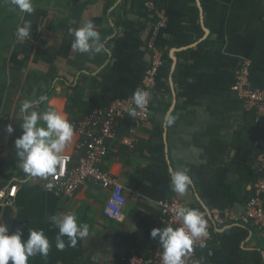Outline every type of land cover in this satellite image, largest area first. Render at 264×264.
Listing matches in <instances>:
<instances>
[{"label":"crops","instance_id":"1","mask_svg":"<svg viewBox=\"0 0 264 264\" xmlns=\"http://www.w3.org/2000/svg\"><path fill=\"white\" fill-rule=\"evenodd\" d=\"M2 1L14 7L12 0ZM148 3L165 18L156 33ZM33 6L32 14L19 13L13 39L7 40L10 32L0 26V223L9 233L24 187L37 188L46 207L52 203L43 196L46 180L29 177L18 165L14 140L21 134V103L44 96L40 110L66 114L75 87L81 88L83 103L96 107L131 98L149 65L151 40L170 64L165 60L158 71L149 119L135 126L130 116L123 118L103 162L125 189L123 222L103 217L109 192L90 183L58 202L57 213L71 210L88 225L80 264H117L127 256L152 261L161 247L150 231L167 226L160 217L162 201L175 199L205 214L241 215L261 175L264 130L232 87L240 63L248 60L252 85L264 90V0H33ZM4 17L0 14V21ZM89 20L103 50L72 51L68 29ZM24 21L31 22L30 39L18 40ZM159 102H169L172 124L157 112ZM8 124L12 134L5 131ZM133 133L137 146L130 150L122 140ZM79 141L74 133L62 155L75 156ZM169 166L187 169L192 185L184 195L171 190ZM205 244L194 264H264L260 227L227 221L214 227Z\"/></svg>","mask_w":264,"mask_h":264},{"label":"clouds","instance_id":"2","mask_svg":"<svg viewBox=\"0 0 264 264\" xmlns=\"http://www.w3.org/2000/svg\"><path fill=\"white\" fill-rule=\"evenodd\" d=\"M14 6L21 12L32 14L35 9L33 0H12ZM31 22L24 21L17 28V39H30ZM68 34L73 38L71 49L79 53H100L104 45L100 43L101 36L93 21L89 20L78 28H69ZM93 45L95 47L93 48ZM46 99L40 96L26 99L20 105L22 120L19 123L21 134L14 140L15 155L20 169L29 177H49L57 179V168L66 157L62 156L66 146L74 136V126L66 114L52 107L40 110L37 106ZM149 93L137 88L131 97L132 104L127 108L128 115L134 117L137 109H146L149 103ZM175 117L171 112L165 113L164 121L172 124ZM5 131L12 134L15 129L11 124L5 126ZM171 190L184 195L192 185V179L187 169H176L169 166ZM45 187L52 189L54 184L49 181ZM175 219L179 226L171 224L162 228H152L150 237L157 240L161 249V264H185V257L192 253L193 244L200 240L199 246H206L204 239L208 236L207 221L198 208L177 206L174 209ZM58 229L55 237L56 248L63 250L68 238V245L75 247L78 239L88 234V225L78 222L74 212L53 214L48 218ZM23 232L16 229L9 234L6 224L0 223V264H28V259L37 254L46 256L50 250V241L43 230L29 229L26 239Z\"/></svg>","mask_w":264,"mask_h":264},{"label":"built area","instance_id":"3","mask_svg":"<svg viewBox=\"0 0 264 264\" xmlns=\"http://www.w3.org/2000/svg\"><path fill=\"white\" fill-rule=\"evenodd\" d=\"M150 11H153L155 22L153 32L156 33L165 24L163 12L148 3ZM146 49L150 55V62L145 70L140 83V89L149 93L150 99L146 109H137V114L131 117L135 126L146 122L150 114V102L156 86V77L160 68L164 65L161 51L156 46L154 40L147 43ZM232 90L237 94L246 110L255 113V123L258 128L264 130V90L254 87L251 82V62L243 60L235 72V83ZM132 104L131 98L118 99L113 101L108 107L94 108L90 113L75 122V133L80 141L77 150L83 152L77 163L72 166V156L66 157L62 165L57 168V179L49 177L43 189L45 192L55 195L62 199H72L78 190L87 183L92 184L99 190L109 192L106 199L102 215L109 221L115 223L123 222V207L126 203L124 187L107 170L103 169V162L109 153V142L116 137V130L121 120L128 115L127 108ZM122 144L132 150L137 146V139L132 136L122 140ZM2 147L0 144V153ZM260 177L253 185L252 195L246 202L241 215L233 213L221 214L218 211L203 213L207 221L208 236L204 239L205 243L212 238L213 229L229 221L241 225H253L264 230V152L259 156ZM51 181L54 184L52 189H47L45 185ZM15 188H12L10 197H14ZM133 192V196L137 197ZM182 205L178 200L171 199L159 203L161 221L174 228L179 226L175 219L174 209ZM200 240L193 244V251L187 255L185 264H194L200 250ZM162 249L158 248L154 252L153 260L147 261L137 256L122 257L123 264H161Z\"/></svg>","mask_w":264,"mask_h":264},{"label":"trees","instance_id":"4","mask_svg":"<svg viewBox=\"0 0 264 264\" xmlns=\"http://www.w3.org/2000/svg\"><path fill=\"white\" fill-rule=\"evenodd\" d=\"M20 11L14 6L6 5L2 0H0V14L6 15L0 21V26L3 31H9L6 39H13L12 32L16 29L18 24ZM154 21V20H153ZM203 43L201 46H204ZM166 65L170 64V60L166 55L163 56ZM35 80H39L35 78ZM157 112L164 115L170 104L169 102H159L157 103ZM83 108V109H82ZM96 106H91L82 102V90L80 87L73 88V94L68 98V103L65 108V112L68 115V120L74 126L75 133V122L90 113ZM83 152L77 150V154L72 156V166H74ZM106 170L105 167H103ZM38 192L37 188H27L24 187L20 193V199L16 203L17 217L13 222L11 231L9 234L14 232L16 229H21L23 232L22 239H26L28 236L29 229L43 230L44 234L50 241V250L46 256H41L39 254L32 256L28 259V264H80V259L83 255L82 238L78 239L75 247L68 245V238L63 237L65 241V248L63 250H58L56 248L55 237L58 234V229L51 223L48 219L51 215L56 214L58 211L59 197H56L50 193H43V196H49L50 202L49 207H46L45 202H41L39 197L36 195ZM24 196V198H23ZM45 197V196H44ZM48 202V201H47ZM117 264H123L121 260Z\"/></svg>","mask_w":264,"mask_h":264},{"label":"rangeland","instance_id":"5","mask_svg":"<svg viewBox=\"0 0 264 264\" xmlns=\"http://www.w3.org/2000/svg\"><path fill=\"white\" fill-rule=\"evenodd\" d=\"M0 40H2V36L0 35Z\"/></svg>","mask_w":264,"mask_h":264},{"label":"water","instance_id":"6","mask_svg":"<svg viewBox=\"0 0 264 264\" xmlns=\"http://www.w3.org/2000/svg\"><path fill=\"white\" fill-rule=\"evenodd\" d=\"M171 108H172V106L170 107V110H171ZM170 110H169V111H170Z\"/></svg>","mask_w":264,"mask_h":264}]
</instances>
